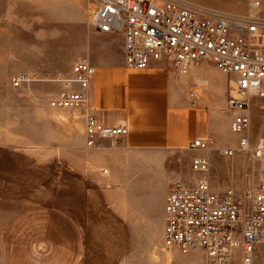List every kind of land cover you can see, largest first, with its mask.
Segmentation results:
<instances>
[{"label":"crops","instance_id":"1","mask_svg":"<svg viewBox=\"0 0 264 264\" xmlns=\"http://www.w3.org/2000/svg\"><path fill=\"white\" fill-rule=\"evenodd\" d=\"M89 12V0H0V107L13 114L15 92H21L25 145L37 155L53 147L58 165L54 207H28L6 225L4 264H83L86 250L94 255L100 245L104 264L115 253L119 264H142L144 244L149 251L151 241L163 244L166 197L179 178L170 157L175 151L209 159V173L185 175L187 185L207 178L213 191L223 192L247 181L244 156L217 151L238 144L231 124L239 112L228 104L229 77L209 61L187 73L166 60L129 69L124 36L91 30ZM78 57L95 69L87 95L96 117L108 126L125 121L129 128L104 149L86 148L81 111L49 106L59 91L79 89L66 83ZM15 76L34 80L17 87ZM206 136L211 150L191 148ZM0 138L15 140L13 132ZM191 254L183 262L202 264Z\"/></svg>","mask_w":264,"mask_h":264},{"label":"built area","instance_id":"2","mask_svg":"<svg viewBox=\"0 0 264 264\" xmlns=\"http://www.w3.org/2000/svg\"><path fill=\"white\" fill-rule=\"evenodd\" d=\"M89 5L91 30L124 36L127 68L146 69L166 60L179 73H187L209 61L227 75L228 104L239 112L231 124L238 144L217 150L227 157L239 153L264 164V135L251 136L248 112L253 97L264 100L262 0H253L247 14L188 0H89ZM94 72L87 58L78 57L73 65L74 77L66 83L75 82L79 89L61 90L48 102L54 109L81 111L86 148L104 149L108 141L127 136L129 128L125 121L105 125L94 114L87 95ZM31 80L34 78L29 76L11 78L14 86ZM190 96L194 98V93ZM191 148L208 152L213 141L209 136L197 138ZM192 169L207 173L208 157L195 156ZM263 242L264 179L255 187L223 192L213 191L207 178H199L192 185L182 181L172 184L166 197L162 244L167 254L199 252L206 264H255Z\"/></svg>","mask_w":264,"mask_h":264},{"label":"rangeland","instance_id":"3","mask_svg":"<svg viewBox=\"0 0 264 264\" xmlns=\"http://www.w3.org/2000/svg\"><path fill=\"white\" fill-rule=\"evenodd\" d=\"M188 1L231 13L247 14L250 10L249 5L253 0ZM262 1L264 15V0ZM37 79L39 78L37 77ZM231 94L235 93L232 92ZM15 99L13 114L7 115L6 107H0V136L11 132L15 136L13 144L0 138V264H4L1 257V247L4 239L3 232L8 222L19 212L31 206L39 205L53 208L56 191L55 181L58 165L54 156L55 149L47 147L44 149V154L37 155L34 148L25 145L23 139L24 125L28 126V121L27 124L24 123L26 109L21 102L22 93L18 90L15 92ZM253 101L252 99L248 112L251 116L250 133L256 137L264 135V100L257 104ZM232 135L237 138L234 133ZM170 157L174 160L175 172L179 176L176 181H183L185 175L192 177L196 175L192 169L193 156H188L186 151H175ZM244 159L245 165L242 175L247 181L241 189L245 186L255 187L264 179V164L249 160L245 156ZM151 242L152 249L150 251L144 244L142 264H186L183 260L192 255L167 254L163 251L162 244L155 245L154 241ZM196 253L200 256L201 263L206 264L203 254ZM118 259V253H115V259L110 260L111 264H119ZM83 264H104L102 245H100V251L95 252L94 255L89 249L86 250ZM255 264H264V242L257 249Z\"/></svg>","mask_w":264,"mask_h":264}]
</instances>
